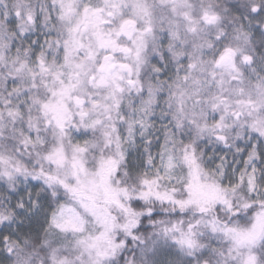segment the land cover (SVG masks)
I'll use <instances>...</instances> for the list:
<instances>
[{
	"label": "snow or ice",
	"instance_id": "6c2138e0",
	"mask_svg": "<svg viewBox=\"0 0 264 264\" xmlns=\"http://www.w3.org/2000/svg\"><path fill=\"white\" fill-rule=\"evenodd\" d=\"M0 264H264V0H0Z\"/></svg>",
	"mask_w": 264,
	"mask_h": 264
}]
</instances>
